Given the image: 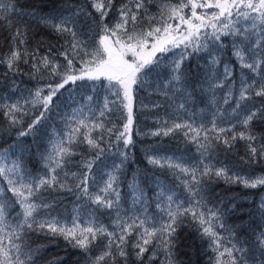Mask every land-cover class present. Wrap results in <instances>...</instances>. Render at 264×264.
<instances>
[{
	"label": "trees",
	"instance_id": "obj_1",
	"mask_svg": "<svg viewBox=\"0 0 264 264\" xmlns=\"http://www.w3.org/2000/svg\"><path fill=\"white\" fill-rule=\"evenodd\" d=\"M0 2L15 5V10L0 14L7 19H0V105L20 102L24 110L18 114L19 123L12 125L4 115L6 109L0 107V154H6L0 164L12 166L19 164L21 175L29 178L44 176L48 173V161L52 145L57 140L63 139L68 131V117L74 109L83 108L85 113L89 110L98 114L105 97L110 101L115 97L106 87L107 81H89L87 79L69 83L61 89L53 104L46 112L42 121L37 124L27 135L19 133L26 131L28 125L40 114L42 106H33L31 94L37 88H44L47 94V84L60 82L59 76H51L48 69H41L34 73L32 69L31 54L38 57L49 55L64 72L67 61L61 52L65 50V36L57 34L51 27L44 23L45 19L53 17L58 21L61 18H70L79 38L86 41L89 48L93 47L99 38L101 13L92 7L91 0H0ZM178 3L179 0H151L145 4V16L159 18L160 7L164 3ZM186 2V0H185ZM127 5L134 9L135 0H112V7L104 17V23L114 25L119 20V9ZM204 11V10H198ZM143 12V10H141ZM190 15V8L185 9ZM147 28L146 21L137 27V31ZM24 35L21 37L26 42L18 44L13 40L16 30ZM208 31H211L210 29ZM255 42V39L252 41ZM234 43L240 41L234 36H222L219 42L211 39L207 47L200 51L188 48V57L181 64L182 77L180 82L172 79L173 60L179 58L182 49H173L163 55L157 54V62L145 70L141 81L134 85L132 143L125 146L122 140L117 141L115 131H122L126 122V113L123 110H113L106 113L104 118L105 130H96L94 136H102L101 147L104 149L95 160L89 174V192L95 195L104 187L108 174L115 172L117 181L115 188L119 193L117 206L113 208L101 207L93 204L91 200L75 188L88 169L83 167V162L96 155V150L90 149L86 143H76L70 163L63 166L60 173L61 182L68 185L60 189L58 186L40 193L43 203L49 208L39 209L36 219L57 217L63 222L71 223L72 217L79 218L81 223L93 221L96 226L103 225L110 232L119 233L115 221L129 220L130 217L139 216L159 222L163 213L156 205L163 202L167 204V197H173V207L176 203L188 207L189 194L185 189L182 179L183 174L174 173L167 167H160L149 163V157H172L178 162L188 166L211 164L215 168H225L228 175H239L246 178L264 176V159L257 158L252 161L248 154V141L237 139L230 146L222 142L213 141L212 146L203 156L197 150L198 146L191 143L183 132L168 136L152 135L157 129L168 126L173 122H194V126L204 124L211 126L213 116H216L219 127L229 128L236 125L235 131L243 130L238 123L233 108L236 107L235 99L224 102L225 93L232 92L233 97L239 96L242 80L249 83L252 79L259 81L264 76V70L251 73L242 69L239 61L233 55ZM27 52L29 56L16 62L15 68H9L6 58L13 47ZM213 58L218 62L213 64ZM27 59V63H25ZM75 68L81 65V57L74 59ZM228 67L232 76L224 79L225 67ZM78 74V72H77ZM251 77V79H249ZM224 79V87H211L212 84ZM92 97L91 100L88 98ZM248 110L264 109V97L252 96L243 102ZM183 104L184 108L179 106ZM115 130L109 134L106 129ZM251 133L256 137L254 144H264V111H258L256 118L251 122ZM231 133H228L230 137ZM82 139V138H81ZM123 153V155H121ZM201 161L203 163H201ZM115 165H120L115 169ZM67 173V176H65ZM75 173L74 177L72 174ZM190 179V177H187ZM7 179L0 176V204L5 205V218L8 224H16L22 215L15 197L7 191ZM202 191L200 196L208 208L217 210L224 228L217 225V231L224 238L225 246L236 245L243 249L237 252L239 264H264V185L256 188L245 187L242 183H231L223 177L202 178ZM68 188L72 190L69 191ZM163 193V196H161ZM115 200V194L109 196ZM195 199H200L196 197ZM40 203L41 200H37ZM129 222H131L129 220ZM107 239L101 241L88 252L74 247L62 236H52L46 230H26L23 244L25 251L31 250V259L28 264H91V260L100 255L107 244ZM136 236L133 234L125 246L127 258L116 256V264H167L162 249H157L155 244L149 245V251L142 258H137L133 244ZM171 249L172 264H215L216 253L209 247V240L199 230V225L191 215L181 217L173 238ZM153 251H156L153 257ZM113 255H116L113 250ZM108 264H112L111 259Z\"/></svg>",
	"mask_w": 264,
	"mask_h": 264
},
{
	"label": "snow or ice",
	"instance_id": "obj_2",
	"mask_svg": "<svg viewBox=\"0 0 264 264\" xmlns=\"http://www.w3.org/2000/svg\"><path fill=\"white\" fill-rule=\"evenodd\" d=\"M92 7L101 13L99 27V38L94 46L89 48L86 41L79 38L70 18H61L58 21L55 17L45 19L44 23L51 27L57 34L65 36V50L60 53L67 61L63 73L59 71L61 67L49 55L38 57L35 53L31 54L32 69L34 73H39L41 69H48L51 76H59L60 82L47 84V94H44V88H37L31 94L30 100L24 103H31L33 106H42V111L36 116L26 131L19 133L20 136L27 135L34 129L45 117L46 112L53 104V98L57 96L61 89L69 83L75 84L76 81H107L106 87L111 91L114 100L105 97L102 106H99L98 114L89 110L85 113L84 109H74L68 117V131L63 139L53 143L48 161V173L44 176L29 178L21 175L19 164L6 166L0 164V176L7 179L9 185L7 191L15 197V203L19 205L22 219L16 224H8L5 218V205L0 204V264H28L31 259V250L25 251L26 245L23 244L26 230L44 231L52 236H62L84 252H88L96 246L101 238L107 239V244L100 255L91 260V264H108L111 259L112 264H116V256L127 258L125 251L129 238L134 234L136 242L133 249L136 250L137 258H142L149 251V245L155 244L157 249H162L165 254L167 264H172L171 249L173 238L176 233L177 225L181 217L191 215L192 219L199 225V230L204 237L209 240V247L216 253L215 264H239L237 252H242L236 245L230 247L224 245V238L216 230L217 225L224 228L220 223V215L217 210L208 208L203 197L202 178L210 177L213 174L216 177H223L231 183H242L245 187L256 188L258 185H264V176L256 178H246L239 175H228L225 168H215L211 164H200L188 166L178 162L172 157H149V163L167 167L174 173L183 174L185 177L182 183L189 194L187 200L188 207L183 204H173V197H167V204L163 202L156 205L157 209L163 213L159 222L153 220L149 223V218H140L139 216L130 217L129 220H121L119 217L115 221L119 233L110 232L103 225L96 226L93 221L81 223L79 218L72 217L71 223L63 222L55 216L50 218L36 219L39 209H47L50 205L43 203L40 193L49 189L55 190L67 188L66 183L61 182L58 169L70 163L73 155V147L76 143H86L90 149L96 150V155L90 160L83 162V167L88 172L83 175L75 188L83 195L87 196L93 204L101 207L113 208L119 201V193L115 188L117 176L115 172L108 174V179L95 195L89 192V174L93 168L96 159L103 152L101 143L102 136H94L96 130H105L104 118L106 113L114 109L123 110L126 113V122L123 124L122 131H115L116 140H122L127 147L132 143V127L134 121L133 114V92L134 85H137L145 70L157 62V54L172 52L173 49H182L179 58L173 60V77L176 82L181 81V64L188 57V48L193 51H200L207 47V42L211 39L219 42L222 36H234L240 41L234 43L233 55L239 61L242 69H248L251 73H258L264 70V0H179L178 3H164L160 7L159 18L155 16H145L147 12L146 2L151 0H135L134 9L127 5H122L119 9V20L112 26L104 23V17L108 14V9L112 7V0H91ZM190 8L191 14L188 15L185 9ZM0 10L6 13L15 10V5L11 3L0 2ZM143 10V12H141ZM204 10V11H198ZM0 19H7L6 15L0 14ZM147 28L137 31V27L145 22ZM211 31H208V30ZM24 35L19 29L13 36V40H18L19 45L25 44L21 37ZM253 39L255 42L253 43ZM29 56L21 52L19 47H13L6 58L9 68L14 69L15 64L22 58ZM81 57V67L75 68L74 59ZM25 59V63H27ZM218 61L213 58L212 63ZM78 72V74H77ZM232 72L226 66L224 79L231 77ZM224 79H219L211 87H224ZM251 79V77L249 78ZM252 96L264 97V76L259 81L252 79L241 81L239 96L233 97L231 91L225 93L224 102L235 99L236 107L233 108V114L243 130L235 131L236 125H231L225 129L218 126L216 116H213L210 127L204 124L194 126V122L184 121L183 123L173 122L168 126L165 121L164 126L157 129L152 135L175 134L183 132V135L198 146L197 150L203 156L212 146L213 141L222 142L225 145H231L237 139L248 141V154L253 162L257 158L264 159V144L257 147L254 144L256 137L251 133V122L256 118L260 110H248L244 103ZM89 100L92 97L88 98ZM6 109L4 115L8 117L10 123L15 125L20 121L17 119L19 113L24 110V106L19 101L12 104L0 105ZM180 108H184L181 104ZM115 125L107 128L106 131L112 134ZM228 133H231L230 137ZM82 138V139H81ZM6 154H0V160L4 159ZM123 155V153H121ZM201 163H203L201 161ZM120 165H115L119 169ZM74 177L75 173L72 174ZM67 176V173H65ZM187 177H190L188 179ZM71 191V188H68ZM115 194L116 199H110L109 196ZM163 196V193H161ZM200 197V199H195ZM37 200H41L37 203ZM264 207V205H262ZM264 235V234H262ZM264 243V240L261 241ZM115 250L116 255H113ZM156 251H153L155 257ZM164 264V261H162Z\"/></svg>",
	"mask_w": 264,
	"mask_h": 264
}]
</instances>
